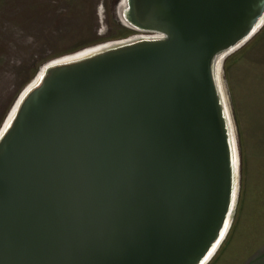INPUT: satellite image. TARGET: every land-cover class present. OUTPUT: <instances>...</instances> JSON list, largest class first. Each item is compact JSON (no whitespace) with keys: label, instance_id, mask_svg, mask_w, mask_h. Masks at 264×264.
<instances>
[{"label":"water","instance_id":"95a60500","mask_svg":"<svg viewBox=\"0 0 264 264\" xmlns=\"http://www.w3.org/2000/svg\"><path fill=\"white\" fill-rule=\"evenodd\" d=\"M143 33L45 65L0 130V264H208L241 157L225 59L264 0H124Z\"/></svg>","mask_w":264,"mask_h":264},{"label":"rangeland","instance_id":"374dc122","mask_svg":"<svg viewBox=\"0 0 264 264\" xmlns=\"http://www.w3.org/2000/svg\"><path fill=\"white\" fill-rule=\"evenodd\" d=\"M120 2L0 0V130L45 65L143 34L121 19ZM222 81L238 136L241 191L229 233L208 264H227L233 253L247 251L240 246L245 234L238 237L241 213L251 207L264 212V26L225 59ZM250 223L263 233L264 213Z\"/></svg>","mask_w":264,"mask_h":264},{"label":"crops","instance_id":"0c3cea01","mask_svg":"<svg viewBox=\"0 0 264 264\" xmlns=\"http://www.w3.org/2000/svg\"><path fill=\"white\" fill-rule=\"evenodd\" d=\"M259 203L264 204L263 202ZM255 213L260 215L264 212H261V210L256 209V207H251L245 212L241 213L242 217H240V220L238 222L239 228L241 227L239 229L240 233L238 234V237H243V234H245L243 240H241L242 238H239V240H241L240 246H243V248L247 246L248 250L246 249L247 251H245L243 254L241 252L242 255L240 253H237V255L234 256L235 253H233L231 256L228 257L227 264H264V232H255V230H253L255 228L250 223L252 218H254ZM254 232L256 234L257 241L255 242L254 246H251L250 242L254 240ZM248 233L250 234L247 235ZM249 237L250 239L248 240L247 238ZM223 263L224 261L219 264Z\"/></svg>","mask_w":264,"mask_h":264},{"label":"bare ground","instance_id":"6f19581e","mask_svg":"<svg viewBox=\"0 0 264 264\" xmlns=\"http://www.w3.org/2000/svg\"><path fill=\"white\" fill-rule=\"evenodd\" d=\"M121 3L123 4V3H124V0H121L120 4H121ZM92 49H95V48H92ZM92 49H86V50L80 51V52L76 53L75 55L89 52V51H91ZM222 86H223V84H222ZM223 90H224V89H223ZM15 110H16V105L13 107V109H12L10 115H9V119L12 117L13 113L15 112Z\"/></svg>","mask_w":264,"mask_h":264}]
</instances>
